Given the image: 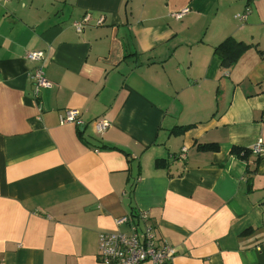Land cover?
<instances>
[{"label": "crops", "instance_id": "1", "mask_svg": "<svg viewBox=\"0 0 264 264\" xmlns=\"http://www.w3.org/2000/svg\"><path fill=\"white\" fill-rule=\"evenodd\" d=\"M229 37L250 48L223 68ZM33 51L52 83L37 99ZM258 51L264 0L0 3V264H102L99 233L140 211L169 264H264V154L230 155L264 147Z\"/></svg>", "mask_w": 264, "mask_h": 264}, {"label": "built area", "instance_id": "2", "mask_svg": "<svg viewBox=\"0 0 264 264\" xmlns=\"http://www.w3.org/2000/svg\"><path fill=\"white\" fill-rule=\"evenodd\" d=\"M9 0H0V3H6ZM187 12L184 8L171 14L175 19H179ZM248 10L243 15H237L238 19H245ZM87 18L83 19L86 22ZM77 32H81L84 23L75 22L73 24ZM25 59L37 63L31 73L33 80V98L37 99L41 89H50L52 83L48 81L43 74L44 56L42 52L33 51L26 54ZM60 123L75 124L78 128L84 127L81 114L76 109H66L60 115ZM108 123L98 121L94 124L95 132L99 135L105 131ZM185 148H182V152ZM252 153L263 155L264 147L259 140L251 148ZM117 227L123 226V230L115 232H100L98 260L102 264H141L148 262L150 264H169L174 256L175 249L168 244L159 243L155 228L150 223L149 217L144 211L136 212L135 215L127 214L115 220Z\"/></svg>", "mask_w": 264, "mask_h": 264}, {"label": "trees", "instance_id": "3", "mask_svg": "<svg viewBox=\"0 0 264 264\" xmlns=\"http://www.w3.org/2000/svg\"><path fill=\"white\" fill-rule=\"evenodd\" d=\"M250 48V45H246L242 42H237L233 38L229 37L225 39L222 43L218 44L214 48V55L217 57V59L220 61V65L223 68H230L237 59ZM261 55H264L262 52L258 51ZM192 126H183V127H176L175 130H173V133L175 134H183L185 131H187ZM80 134V133H79ZM108 147V146H106ZM109 149H117L123 152V150L117 148V147H108ZM198 150L201 151H211L216 152L218 150L217 144H198L196 146ZM252 151L250 149L232 146L230 148V155L240 159V160H246L250 155ZM126 154V153H125ZM255 163H258V159L255 160ZM155 167L163 168L166 167V164L163 159H157L154 163ZM248 172L250 173V170L247 168ZM132 215H135V213H130Z\"/></svg>", "mask_w": 264, "mask_h": 264}]
</instances>
